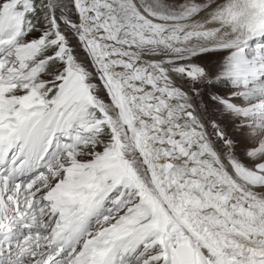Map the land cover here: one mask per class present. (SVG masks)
Wrapping results in <instances>:
<instances>
[{
    "label": "snow or ice",
    "instance_id": "1",
    "mask_svg": "<svg viewBox=\"0 0 264 264\" xmlns=\"http://www.w3.org/2000/svg\"><path fill=\"white\" fill-rule=\"evenodd\" d=\"M0 264H264V0H0Z\"/></svg>",
    "mask_w": 264,
    "mask_h": 264
}]
</instances>
